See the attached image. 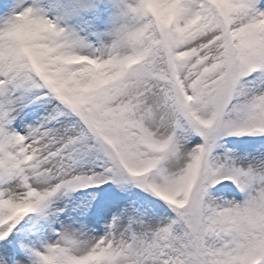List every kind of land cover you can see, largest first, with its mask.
I'll list each match as a JSON object with an SVG mask.
<instances>
[{"label": "snow or ice", "instance_id": "obj_1", "mask_svg": "<svg viewBox=\"0 0 264 264\" xmlns=\"http://www.w3.org/2000/svg\"><path fill=\"white\" fill-rule=\"evenodd\" d=\"M0 264H264V0H0Z\"/></svg>", "mask_w": 264, "mask_h": 264}]
</instances>
